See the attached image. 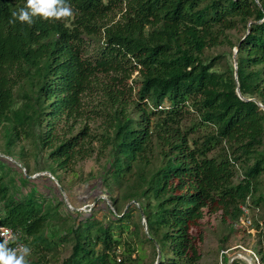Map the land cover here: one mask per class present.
<instances>
[{
	"label": "trees",
	"instance_id": "1",
	"mask_svg": "<svg viewBox=\"0 0 264 264\" xmlns=\"http://www.w3.org/2000/svg\"><path fill=\"white\" fill-rule=\"evenodd\" d=\"M67 3L72 17H37L29 26L9 23L26 0H0L2 155L24 163L32 157L63 192L100 180L105 199L96 205L108 201L113 212L106 222L93 209L73 220L78 211L0 167L1 224L21 231L34 257L28 264L55 261L64 244L71 252L60 264H143V244L150 264L157 250V264H201L207 214L219 213L232 234L241 205L264 209V111L236 93L238 85L244 99L264 107V0ZM239 26L244 34L235 40ZM88 41L98 46L93 58L83 54ZM91 98L97 105L86 111ZM93 118L102 120L100 131L83 123ZM96 150L105 157L98 177L75 174L64 188L59 172L74 174ZM61 205L70 219L58 214ZM253 227L252 251L264 264V217ZM227 238L219 240L222 251Z\"/></svg>",
	"mask_w": 264,
	"mask_h": 264
},
{
	"label": "rangeland",
	"instance_id": "2",
	"mask_svg": "<svg viewBox=\"0 0 264 264\" xmlns=\"http://www.w3.org/2000/svg\"><path fill=\"white\" fill-rule=\"evenodd\" d=\"M119 15H116L114 20L118 19ZM244 34V30L242 26L237 27L235 30L232 31V38L235 40L237 38H241L242 35ZM97 44L88 41L83 48V54L85 57H94L92 53L94 51H97ZM216 53L217 51L211 50L210 53ZM234 52L235 48L232 49V63L234 59ZM107 81V80H106ZM128 85L133 88V91H136L138 88V80H137V72H135L132 76L130 81L128 82ZM101 100V99H99ZM97 105L96 99L91 98L85 100L84 108L86 111H89L93 106ZM101 119L98 118H93L90 120L83 121V123L89 124L90 128L94 131H100L99 126L101 125ZM81 124H76L75 129L73 132H76L77 128H81ZM95 149H98L100 147L98 142H95L92 144ZM2 150H3V140L0 138V157L6 158L2 155ZM97 150L96 153L93 155L92 158L87 159L83 162H79L75 166V172L65 174L62 172H59L60 178H61V184L64 188L71 187L74 184L75 177L74 175H87L89 173H92L95 177H98L102 166L105 164V157L104 155H97ZM99 157V158H97ZM9 159L5 160L4 162H10L13 164L14 162L18 163V165H13L21 174L15 172L12 167L9 164H6L0 160V167H2L4 173L12 176L13 178L16 179V181L23 182V177L25 176L27 179L31 181H35L37 188L41 193H45L46 195L52 196L54 202L58 200H62L64 207L66 209H69L72 213L75 211H78L79 213H74L70 214L69 216L74 220V219H79V220H84L86 218V214L90 212V209H93V214L99 218L102 219L103 222H106L105 218L108 215V210L112 211L113 210L110 208V203L108 201H105V203H97L98 197L100 199H104V190L102 189L99 181L100 180H95V181H89L86 182L85 184L78 186L68 192H65L66 198L63 199L61 198V192L60 189L62 188L58 184V180L54 179L57 184L60 186V189L58 186L49 178V173L48 172H40V169H38L39 164L35 163V161L32 159V157H29L26 163L23 161L20 162L18 159H13L11 157H8ZM98 159V160H97ZM23 176V177H22ZM37 176V177H36ZM48 179V180H46ZM237 180V177H236ZM50 188V189H49ZM63 190V188H62ZM115 197V194H114ZM97 198V199H96ZM52 199H47V203H52ZM250 205V204H249ZM69 206V208H68ZM129 206V205H127ZM125 207V209L127 208ZM63 205H61L58 208V214L61 215L62 217L69 218L68 215H66V212L64 210ZM108 208V209H107ZM249 215L253 227V221H260V217H264V209L263 208H251L249 207ZM70 219V218H69ZM139 219V216L137 214L134 215L133 221L137 222ZM73 220H67L65 225L66 226H71L73 225ZM140 222L142 225V220L140 216ZM260 224V223H259ZM59 225H55L54 227H57ZM143 226V225H142ZM235 227V226H234ZM58 228V227H57ZM132 228V227H131ZM143 231L146 233L145 228L143 226ZM201 231L204 235V241L203 244L201 245V264H225L223 259H222V254L226 255V258L231 255L235 251H241V250H246L247 252H250L254 255L252 249L255 246L256 243V238H255V233L251 232H246L243 229L236 228L235 231L232 234H228V228L220 223V214H207L203 220L201 221ZM226 236L227 242V250L222 251L220 248V243L219 240L223 237ZM29 247L28 245H26ZM60 251L57 253V259L54 261L53 258H50L48 256V264H60L63 260H65L71 252V244H64L63 246H60ZM119 252L122 251V248L118 250ZM141 253V252H140ZM142 254L144 255L143 257V264H150L151 263V248L148 244H143L142 248ZM27 264L28 261L34 260V257H26ZM246 262V261H245Z\"/></svg>",
	"mask_w": 264,
	"mask_h": 264
},
{
	"label": "clouds",
	"instance_id": "3",
	"mask_svg": "<svg viewBox=\"0 0 264 264\" xmlns=\"http://www.w3.org/2000/svg\"><path fill=\"white\" fill-rule=\"evenodd\" d=\"M72 16L73 10L67 0H26L23 8L12 13L13 19L9 23L18 21L31 26L37 17L51 21ZM7 243V240L0 243V264H27L26 257L30 255L31 249L26 245H18L15 249L8 248Z\"/></svg>",
	"mask_w": 264,
	"mask_h": 264
},
{
	"label": "built area",
	"instance_id": "4",
	"mask_svg": "<svg viewBox=\"0 0 264 264\" xmlns=\"http://www.w3.org/2000/svg\"><path fill=\"white\" fill-rule=\"evenodd\" d=\"M248 210H249L248 204L240 206L241 215L237 220V222L234 224V226L236 228L243 229L246 232L255 233L256 230L254 229V227H252ZM1 220H2V213L0 211V243H4L5 240H7L8 241L7 247L13 249L17 248L18 245H26L23 240V235L21 231L13 230L7 226H4L3 224H1Z\"/></svg>",
	"mask_w": 264,
	"mask_h": 264
},
{
	"label": "water",
	"instance_id": "5",
	"mask_svg": "<svg viewBox=\"0 0 264 264\" xmlns=\"http://www.w3.org/2000/svg\"><path fill=\"white\" fill-rule=\"evenodd\" d=\"M247 32H248V30H247ZM236 55H237V48H235V52H234V59H233V63H234V71H235V78H236V70H237V68H236ZM236 93H237V96L241 99V100H244V101H252V102H254L262 111H264V107L262 106V104L261 103H259L256 99H251V100H248V99H244L243 98V96L240 94V92H239V89H238V85H237V87H236ZM5 157V156H4ZM5 159H9L8 157H6ZM11 162V161H10ZM15 163V165H18V163H16V162H14ZM51 176V175H50ZM49 176V178L53 181V182H55V184L58 186V188L60 189V187H59V185L57 184V182L54 180V178L51 176L50 177ZM37 177V176H36ZM61 190V189H60ZM61 196L63 197V199H65L66 198V195H65V193L61 190ZM68 208H69V206H68ZM127 208H128V206H127ZM126 208V209H127ZM70 209V208H69ZM125 209V210H126ZM124 210V211H125ZM140 216H141V220H142V225L144 226V228H145V231H147V228H146V225H145V219H144V215H143V213L142 212H140ZM159 259H160V252H159V250H157V258H156V263L155 264H157L158 263V261H159ZM235 259H242V260H244V261H246V263L247 264H259V262H258V260L256 259V257H255V255H253L252 253H250V252H247L246 250H241V251H235V252H233L231 255H229L228 257H227V264H233V261L235 260Z\"/></svg>",
	"mask_w": 264,
	"mask_h": 264
}]
</instances>
